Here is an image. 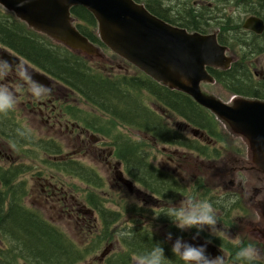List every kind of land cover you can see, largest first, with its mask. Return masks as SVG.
<instances>
[{
    "label": "trees",
    "instance_id": "16d2710c",
    "mask_svg": "<svg viewBox=\"0 0 264 264\" xmlns=\"http://www.w3.org/2000/svg\"><path fill=\"white\" fill-rule=\"evenodd\" d=\"M135 1L144 4L156 17L188 31L206 34L212 25H217L219 44L227 46L236 59L228 69H208L209 73L216 83L233 95L264 100V80L257 79L252 70V58L264 55V31L255 34L244 30L241 22H235L228 15L217 18L214 11L220 3H231L241 7L245 16H257L264 20V0ZM203 1H210L213 5L210 7L207 3H200ZM71 14L76 19L79 32L105 49L96 34V20L92 14L81 6L72 8ZM0 45L59 80L117 124L147 133L163 144H176L207 155L206 146L185 137L178 129L167 126L163 116L143 101L144 93L190 127L204 130L218 141L224 140L215 117L188 95L170 90L141 72L130 76L106 75L93 67L90 60L27 28L1 8ZM108 145L114 148L113 153L121 162L124 173L150 195L173 201L177 195L185 192V188L173 176L149 162V151L144 142L132 140L120 131H115L108 136ZM33 146L36 147V144ZM46 149L51 155L60 153V147L52 141L48 142ZM215 154L218 152L215 151ZM50 164L78 177L92 188L103 187V179L93 169L77 161ZM20 173L22 171L16 169L15 174L11 175L8 171L0 178L3 185V190H0V237L4 243V249L0 248V264H16L17 259L25 264H75L84 260L102 243L116 239L119 231L128 229L123 227L117 230L114 225L119 222L120 213L106 208L98 198L89 195L86 200L98 213L102 227L94 240L77 248L58 228L22 204L23 183L11 184ZM159 220L169 219L160 213ZM131 231V239H116L122 245V251L108 257L105 264H129L141 250L153 243H159L165 257L175 261L170 245L146 226L134 225Z\"/></svg>",
    "mask_w": 264,
    "mask_h": 264
},
{
    "label": "rangeland",
    "instance_id": "374dc122",
    "mask_svg": "<svg viewBox=\"0 0 264 264\" xmlns=\"http://www.w3.org/2000/svg\"><path fill=\"white\" fill-rule=\"evenodd\" d=\"M200 3H207L210 7L213 5L210 1H203ZM194 4H196V2ZM2 11L5 12L4 10ZM214 11H216L217 18H219L220 15L224 17L228 15L235 22L239 21L241 24L248 17V15L245 16L241 7L231 3H220ZM211 27L212 28L209 29L208 32L213 30L219 31L217 25H212ZM102 53L104 54L103 59L90 60L92 66L100 72L110 76L124 74L130 76L140 72L133 65L128 64L124 59L113 54L110 50L102 49ZM229 53L234 55L231 51ZM252 62L254 63L252 70L257 74V79L264 80V55L253 57ZM202 87L205 91L214 94L221 101L226 103H229L233 97L232 93L226 91L218 83L204 84ZM66 90L70 91L68 88H66ZM69 93L68 96L70 97V101H68V104L76 108V110H67L68 113L76 111V123L87 128L89 130L88 133L93 139H102L103 142H106L107 146L112 147V145H108V136L115 131H120V133L125 134L132 140L144 142L149 151V162L168 172H176L173 174L183 182L185 192L177 195L173 201L164 199H162V201H157L155 197H152L145 189H141V186L133 182L126 173H124L123 166H121L120 170H122L124 176L133 182L131 187H128L126 184L119 181L117 176H114V169L108 167L97 152L84 153L85 148L80 147V142L77 139L75 141L73 137L69 140L70 144H67L60 136L52 137L51 134L47 135V126H42L44 124L39 122L35 116H26L23 114V110H20L18 113L12 114L11 117L21 128L32 130L34 126L35 130L32 132L33 134H30V137L34 140H36V138H42L44 140H46V138H54L58 141L57 144L61 148L59 155H54L56 158H54V156L46 157L35 149L30 151V146L19 149V151L17 150L16 153L19 156H17L18 164L16 169H20L22 173L13 179L11 184L16 182L23 183L24 195L22 204L26 208L38 213L43 219L58 228L77 248H82L94 240L102 227L98 213L86 200L89 195L98 198L106 208L120 213V220L114 225L117 230L123 227L129 228L132 223V226H146V228L164 239L170 247L177 237H185L183 240L190 244V240H192L194 236L196 237L195 229L181 231L170 222L159 220L157 212L169 204H178L182 201L184 195H187L193 190L200 199H207L217 188L222 187L226 190L229 185L227 183L229 178L226 177L229 168L233 166L237 167L243 163L231 161V159L234 158L232 155L237 153V146L241 147L243 150L245 145L243 140L239 137L231 136L230 133L228 134L224 125L217 121L218 130L223 136L224 143L220 141L209 143L207 140L201 138L200 131L195 132L192 127L161 108L151 96L144 93L143 101L150 109L163 116V120L167 126L178 129L185 137L194 139L199 144L206 146L207 155L180 145L163 144L147 133L117 124L107 115L84 101L76 93ZM62 131L63 129L61 128L60 132ZM77 133L78 130H76V134ZM206 135L208 134L206 133ZM83 138L85 137L83 136ZM210 138L212 140L216 139L213 137ZM87 140L90 141L89 135ZM213 149L217 150L219 154L215 158L211 157L216 155ZM226 149L230 150L231 153H228L230 151H226ZM61 155H69L74 161L93 169L103 179V187L92 188L78 177L69 175L55 166H52L50 163L61 161ZM33 158H35V160ZM117 161L118 159L113 153L111 158L112 164ZM172 165H174V167ZM185 166H187V168H185ZM181 169H187L191 173L188 179L180 174ZM198 179H201V183L199 182V184L196 183ZM48 182H51L58 188H63L64 195L67 196V202L71 201L70 196L76 199V205L74 207L76 212L73 210V213L68 215L66 214V208H64L65 212H62V202L58 204L56 199L47 197L46 192L49 190L47 185ZM223 185L225 187H223ZM2 186L3 185L0 184V190H3ZM43 189L45 192L42 191ZM134 201H141L142 206L138 207ZM243 204L246 205V203ZM89 209L92 210V213H83ZM238 209L240 210V208ZM78 210H80V212H78ZM243 218L244 215L233 220L231 212H228L225 219L219 217L217 223V228H219L218 237L212 236L207 228L200 233L203 232L205 236L208 235L209 238L215 237L219 240L217 245L208 239L216 245L214 249L216 252L215 255H224L225 264H234L236 251L232 241L225 238L226 236L239 238L244 244H247L245 239L248 243L257 242L255 244L258 245L261 250L260 261L264 263V242H258L250 235L247 224L242 223ZM253 218L257 220L254 213ZM169 233H171L172 236L171 240L168 239ZM184 233H186V235ZM0 248L4 249V243L1 237ZM121 251L122 245L116 239H112L106 243H102L94 252L88 254L84 260L75 264H105V260H107L108 257L115 254L117 255ZM135 258H132L129 264H134ZM16 264L25 263L17 259Z\"/></svg>",
    "mask_w": 264,
    "mask_h": 264
},
{
    "label": "water",
    "instance_id": "95a60500",
    "mask_svg": "<svg viewBox=\"0 0 264 264\" xmlns=\"http://www.w3.org/2000/svg\"><path fill=\"white\" fill-rule=\"evenodd\" d=\"M81 6L96 20L101 43L113 54L133 65L156 83L188 95L224 125L227 133L247 146V160L236 170L264 177V100L233 96L229 103L205 91L215 79L207 68L226 70L235 58L219 44L217 31L189 32L172 25L135 0H0V7L12 13L32 30L88 60L103 59L99 46L90 42L74 25L71 9ZM242 28L261 34L264 21L250 16ZM117 178L132 182L117 171ZM264 222V204L257 207ZM264 242V231L248 230Z\"/></svg>",
    "mask_w": 264,
    "mask_h": 264
},
{
    "label": "flooded vegetation",
    "instance_id": "af4514ba",
    "mask_svg": "<svg viewBox=\"0 0 264 264\" xmlns=\"http://www.w3.org/2000/svg\"><path fill=\"white\" fill-rule=\"evenodd\" d=\"M0 60L7 61L8 64L12 67H15L18 64H24L29 69L33 80L39 82V84L49 89V92L44 99L40 100L39 102H34L26 93V91L16 88L17 81L15 77H10L9 79L2 82L14 88V90L16 91L17 103L11 111L7 113H0V178L4 176L5 173L8 171L11 175L15 174L16 167L18 164L17 156H19L17 155L16 152L17 150L19 151V149H24L25 147L30 146L29 149L30 151L35 149L36 151H39L42 154H44L46 157L59 155V154L48 155L49 153L46 149V146L48 145L49 141H52L55 144L58 143V141H56L54 138L51 139L46 138V140L42 138H36V140H34L32 137H30V134H33L32 132L35 130L34 126L32 130L30 129L27 130L25 128H21L16 121H13L14 119L11 117V115L18 113L20 110H23V114H25L26 116L28 115L35 116L39 122L44 124L42 126H47L48 127L46 130L47 135L51 134L52 137L60 136L64 139V141L67 144H70L69 140L71 137H73L75 141L77 139L80 142V147L85 148L84 153L97 152L99 154V157L103 159V162L108 167H112L114 169V176L117 175L116 169L119 168L118 162H114L113 164L111 162L113 148L111 146H107L106 142H103L102 139H96V138L93 139V137L90 136V134L88 133L89 130L87 128H84L83 126H80L78 123H76V111H73L72 113H68L67 110H76V108H73L68 104V101H70V97L68 96V94H70L69 92L75 93L73 90L69 89L59 80L49 76L41 69L37 68L36 66L32 65L25 59L13 53L11 50L1 45H0ZM66 88H68L70 91L66 90ZM61 128L63 129L62 132H60ZM76 130H78L77 134H76ZM200 134H201V138L207 140V142L209 143H215L216 141H218L216 139L212 140L208 135H206V132L204 130H200ZM88 135L90 141L87 140ZM83 136L85 138H83ZM220 142L224 143V140ZM35 144L36 147L33 146ZM38 144H40V149L38 148ZM214 151L218 152L217 150ZM226 151H230V150L226 149ZM236 151L237 153L232 155V157L234 158H232L231 161L243 162L247 160L246 145H244L243 150L241 147L237 146ZM60 152H61V148H60ZM228 153H231V151ZM218 155L219 154H216L215 156H211V157L215 158ZM54 158H56V156H54ZM33 159L35 160V158ZM60 159L61 161H64L66 159L73 160V158L69 155L66 156L61 155ZM185 168H187V166H185ZM236 168H237L236 166L229 168V172L226 176L229 178V180H227V183L229 185L226 191L235 193L239 197L238 203L233 206V209L235 210L236 208L237 209L240 208V210L245 213L244 218L242 219V223L247 224L248 230L254 229L257 224V220H254L253 213L256 216V218L257 216H259V214L257 211V206L253 204L248 199L247 196L248 183L246 178H248L250 175L247 173H242L240 170H236ZM161 170L168 173L170 176H173L175 180L179 182L180 185L184 186L183 182H181L173 174L176 172L171 173L163 169ZM239 176L243 178H240ZM199 182L201 183V179L196 180L197 184H199ZM0 184L2 185L1 180H0ZM47 185L50 190L46 192L47 197L56 199L58 201L57 202L58 204L62 202L63 208L61 209V211L65 212L64 208H66L67 211L66 214L71 215L73 213V210L75 211L74 207L76 205V199L73 196H70L71 201L67 202V196L64 195L62 187L58 188L56 185L52 184L51 182H48ZM223 187L225 186L223 185ZM42 191L45 192L44 189ZM155 199L157 201H162L161 197H156ZM243 203H246V205ZM160 211L161 210H159L157 213H159ZM78 212H80V210H78ZM228 212L230 211H222L219 217L225 219ZM83 213L85 214L87 212H83ZM159 216L160 214H158V218ZM167 222L170 221L168 220ZM184 234L186 235V233ZM179 238L184 239L185 237H179ZM208 239L217 245L219 243V240L217 238L215 237L209 238V236L206 237L202 232L199 233V235H196L195 239L190 240V244H192L193 246H198L201 244H205L206 241H209ZM256 240L258 242H262L259 241V239ZM212 242L206 244V252L212 257H215L217 256L215 255L216 252L214 251L216 245L213 244ZM245 242L248 243L246 239Z\"/></svg>",
    "mask_w": 264,
    "mask_h": 264
},
{
    "label": "clouds",
    "instance_id": "9594fccd",
    "mask_svg": "<svg viewBox=\"0 0 264 264\" xmlns=\"http://www.w3.org/2000/svg\"><path fill=\"white\" fill-rule=\"evenodd\" d=\"M10 77H15L16 88L26 91L34 102L44 99L49 92L47 87L33 80L29 69L24 64L12 67L7 61L0 60V113L11 111L17 103L14 88L2 83ZM180 174L186 179L191 175L187 169H181ZM247 183L248 199L257 207L264 204V177L250 175ZM238 200L239 197L235 193L226 191L222 187L215 189L207 199H200L193 190L184 195L178 204H169L157 214L163 213L170 223L181 231L195 229L196 235H199L207 228L212 236L218 237L217 223L222 211H230L233 220L244 215L241 210L233 209ZM134 202L138 207L142 206L141 201ZM131 228L132 223L128 229L119 231L116 239H131L133 236ZM256 230L264 231V222H261L259 216H257ZM225 238L231 240L236 248L234 264H260L261 250L258 245L251 242L244 244L236 237L226 236ZM168 239H172L171 233L168 234ZM210 242L206 241L205 244L193 246L177 237L171 244V252L175 256V261H170L165 257L164 250L159 243H153L137 254L134 264H225L224 255L212 257L206 252V244Z\"/></svg>",
    "mask_w": 264,
    "mask_h": 264
}]
</instances>
